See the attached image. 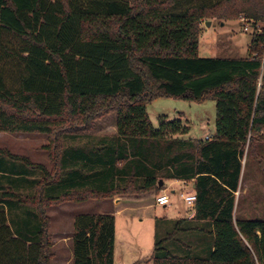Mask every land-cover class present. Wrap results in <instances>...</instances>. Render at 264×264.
I'll return each instance as SVG.
<instances>
[{"label":"trees","instance_id":"1","mask_svg":"<svg viewBox=\"0 0 264 264\" xmlns=\"http://www.w3.org/2000/svg\"><path fill=\"white\" fill-rule=\"evenodd\" d=\"M239 18L262 24L246 57L198 56L202 23ZM160 98L214 101V135L185 139L165 117L155 129ZM111 113L115 134L90 141ZM0 132L45 135L51 167L0 150L36 188L2 194L0 264H51V207L175 180L192 181L194 215L154 242L152 264H264V221L236 215L247 171L264 175V0H0ZM115 236L113 215L75 216L71 264H113Z\"/></svg>","mask_w":264,"mask_h":264},{"label":"rangeland","instance_id":"2","mask_svg":"<svg viewBox=\"0 0 264 264\" xmlns=\"http://www.w3.org/2000/svg\"><path fill=\"white\" fill-rule=\"evenodd\" d=\"M208 22V26H206V22L202 23L200 27L198 56L201 58L246 57L248 45L254 30H261L262 28L261 23L251 24L252 26H250L249 23L241 21V18L232 20L211 19ZM245 27L248 28V31L244 30ZM147 114L155 129L158 128L160 117H165L166 121L181 120L182 124L188 130L183 137L185 139L205 140V136H213L215 133L214 101H206L197 104L173 98H160L154 100L147 106ZM115 132V113H111L101 120H98L91 130L83 132V134L90 136V141L96 142L101 137L114 135ZM35 135L36 136L28 137L29 139L27 140L24 138V140L18 141L19 143L14 142L13 139L11 141L7 140L9 141L7 145L13 148L14 151L19 150L18 147H20L21 151L27 154L29 153L28 150H32L33 153L30 152L29 154L32 156V161L50 170L51 167L48 155L41 149L42 145L47 144V137L43 134ZM77 137V141L74 142L66 138V145L77 143L82 146V143L86 142V139H82L81 135ZM34 175L39 179L41 177L39 173H34ZM263 178L264 175L259 173L257 169L251 168L247 171L243 189L239 195L236 196L238 197L236 215L239 220L264 221ZM168 185L169 183L167 182L162 190L168 189L167 191L169 192L171 188H167ZM35 189L36 188H32L23 193L33 194V190ZM160 193H154L148 199L154 203L155 197ZM116 197L122 196H115L114 198ZM170 197V205L165 208L153 206L145 209L143 211V216L140 217L142 222H140V218H137L131 222V224L124 223L122 225V230H124L125 234L124 239L127 240V242L135 243L141 252L149 250L150 253H152L154 242L165 236L169 225L171 226L178 218H188L190 213V210L179 200L177 193L170 194ZM108 201L96 202L91 200L84 203L67 202L46 210V215L49 218V233L52 242L55 244L52 248L54 258L51 264H68V249L70 243H72V240L70 242L69 238L72 235L73 218L80 214H97L100 208L106 210ZM18 217L23 218V215H19ZM181 240H185L186 243L188 241H195L194 245L197 247V250H200L196 238L192 236H181Z\"/></svg>","mask_w":264,"mask_h":264},{"label":"crops","instance_id":"3","mask_svg":"<svg viewBox=\"0 0 264 264\" xmlns=\"http://www.w3.org/2000/svg\"><path fill=\"white\" fill-rule=\"evenodd\" d=\"M36 136L35 134H12V133H6V132H0V150H5L11 153L15 156L25 157L29 159L32 163H35L32 161V156H30V152L32 150H28V154L21 151L20 147H18L19 150L14 151L13 148L9 147L7 145V142L9 144V141L12 139L14 142L19 143L18 141H21L22 139L27 140L28 137ZM205 137H212V136H205ZM9 140V141H7ZM45 145V144H44ZM42 145V146H44ZM41 146V147H42ZM33 153V152H32ZM8 162L6 155L3 153H0V208L2 207L4 209V213L6 216L7 212V204L4 202L2 194L7 191L8 188L12 189V191L23 193L26 190H29L28 188L30 186L29 182L21 180V177H27L23 175H18L19 173L16 172H10L8 168ZM21 171V169H20ZM37 176L33 174H29L28 178H36ZM167 182H164V185ZM169 185L167 188L169 189L170 194H176V191L180 189V182L179 180L175 181H168ZM191 188L193 189V183L191 182ZM168 190V189H166ZM240 192L236 193V196L239 195ZM154 192H148L141 195H133V196H122V197H116L107 203V209L102 210V208L98 209L97 214H111L115 218L116 223V236H115V244H114V258H113V264H152L151 261V254L150 251H143L141 252L139 250V247L135 245V243L127 242L125 240V234L124 230H122V225L124 223L131 224L134 220L137 218H140L144 214V210L148 209L150 207H159L156 205L155 201L154 203L151 202L150 199H148ZM156 199V197H155ZM238 197H236V203H237ZM101 201V202H106ZM98 202V201H96ZM109 207V208H108ZM166 207V206H165ZM162 207V208H165ZM74 219V218H73ZM140 222H142L140 218ZM73 224V222H72ZM72 233H73V227H72ZM72 235L69 238V241L71 242ZM53 243V242H52ZM54 243L52 244V248L54 247ZM69 247V246H68ZM69 253V259L68 264H71V258H72V243H70V247L68 249Z\"/></svg>","mask_w":264,"mask_h":264},{"label":"built area","instance_id":"4","mask_svg":"<svg viewBox=\"0 0 264 264\" xmlns=\"http://www.w3.org/2000/svg\"><path fill=\"white\" fill-rule=\"evenodd\" d=\"M241 21L245 23H249L248 20L241 19ZM245 31H248V28H244ZM258 31V30H257ZM210 137H205V140H208ZM180 189L176 191L179 200L183 203V205L190 210L188 218H191L194 215L193 206L195 203V193L194 189L191 188L192 181H183L179 180ZM170 193L167 190H161V193L156 197L155 203L159 207H165L170 205Z\"/></svg>","mask_w":264,"mask_h":264},{"label":"water","instance_id":"5","mask_svg":"<svg viewBox=\"0 0 264 264\" xmlns=\"http://www.w3.org/2000/svg\"><path fill=\"white\" fill-rule=\"evenodd\" d=\"M209 25V22L206 23V26ZM163 186V182L160 180L158 183V187L161 188Z\"/></svg>","mask_w":264,"mask_h":264}]
</instances>
